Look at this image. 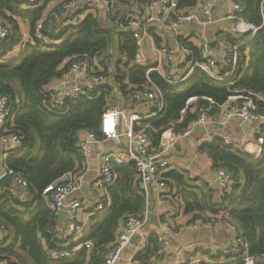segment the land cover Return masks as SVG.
<instances>
[{"label":"trees","instance_id":"trees-1","mask_svg":"<svg viewBox=\"0 0 264 264\" xmlns=\"http://www.w3.org/2000/svg\"><path fill=\"white\" fill-rule=\"evenodd\" d=\"M52 1L37 0L34 4H25L18 0H0V23L8 29V36L0 41V94L8 97L12 107V122L7 127V134L17 135L21 142L4 164L27 184L26 199L10 191L0 194V226L5 228L4 236L0 238V260L6 259L13 264H100L115 244L124 219L128 215L143 216L146 211V197L135 179L134 165L130 162L110 164L114 182L104 188L105 196L101 198L108 207L91 217L83 235V243L90 242L92 246L83 247L68 259L52 260L47 255L49 250L57 249L61 240L55 229L57 214L47 209L41 194L50 184H63L66 174L83 173V159L76 147L78 133L88 130L99 140L103 139L99 131L100 119L111 107L109 98L113 91L108 86L100 87L88 95L67 101L58 110L48 109L49 97L44 88L64 75L65 69L60 67L66 60L75 56H112L114 50L117 54L114 63L116 97L128 96L131 100L130 91L148 80L161 93L162 113L156 119L139 123L147 131L152 148L162 143L166 132L175 134L186 127L195 117L193 109L200 105L213 103L215 114L233 99L248 102L254 110L264 114L263 0H241V18L259 28L254 35L225 36V43L240 45L234 73L221 83H214L193 69L187 80L179 84H169L158 73H148L147 66L134 64L136 46L132 35L115 31L116 18L124 16L119 15L120 5L129 2V6L138 10L149 0H114L104 19L88 15L79 25L60 28L57 33L49 32L45 24L44 33L55 40L56 45L50 51H42L38 46L24 42L23 34L25 30L33 33L47 4ZM197 2L178 0V5L188 11ZM176 40L192 52L191 60L201 61L195 45L180 37ZM155 41L158 43V39ZM16 47L20 51L14 56ZM260 130L264 137V127ZM199 151L210 157L214 173L223 167L234 174L230 193L224 199L214 201L210 187L196 185L183 171L163 173L165 185L175 188L183 202L184 214H193L189 223L207 222L208 214L234 222L248 242L249 254L255 257V264H264V142L259 157L226 145L221 138L204 143ZM160 251L158 238L150 237L146 249L137 254L135 261L150 264L153 257H162ZM227 258L217 264L225 263ZM240 258L237 254V261L227 264H243ZM219 259L222 258L219 256Z\"/></svg>","mask_w":264,"mask_h":264},{"label":"built area","instance_id":"built-area-1","mask_svg":"<svg viewBox=\"0 0 264 264\" xmlns=\"http://www.w3.org/2000/svg\"><path fill=\"white\" fill-rule=\"evenodd\" d=\"M58 1V0H57ZM77 0H59L53 7L47 18L38 21L33 29V33L23 36L24 42L38 46L42 51H50L56 45V41L49 38L44 33L45 24L48 29L52 27H71L79 25L88 15H96L99 11V3L103 1L106 7L111 5L114 0H80L83 4L78 6ZM223 0H198L197 4L190 10L184 11L178 5V0H149L146 5L134 7L133 13L117 17L114 24L118 31L128 32L132 35L136 53L133 57V63L140 66H147L148 73L156 72L169 84H179L187 80L193 69L202 72L210 81L221 83L230 77L235 71V65L238 61L237 49L240 45L232 46L222 43L219 51L213 54L210 51V42L206 40L205 32L210 28L213 21V12L221 4ZM27 4H34L37 0H25ZM79 2V3H80ZM99 2V3H98ZM228 10L225 14V20L234 23L235 32L237 34L254 35L259 28L252 24L246 23L240 16L243 11L241 0H228ZM262 12L264 13V0L262 1ZM264 22V16H263ZM156 26L167 27L172 31H179L184 27L194 26L201 31L200 41L196 46L201 57L200 62L191 60L192 52L183 44L175 40L172 48L164 45L159 49L169 72L167 74L159 72L158 69L151 65L148 66L147 59L143 53L146 39L151 28ZM8 36V29L0 23V41L5 40ZM179 55V56H176ZM125 58V57H124ZM175 58L179 61L175 62ZM190 59V60H189ZM116 57L113 55L100 56H75L66 60L61 69H65L64 75L71 80L69 85L64 89H44L48 95V109H62L67 101L75 100L91 92H95L100 87L108 86L110 89L111 82L114 80L115 70L114 63ZM188 65L184 71V67ZM84 78H86L84 80ZM113 91V90H112ZM115 92V91H114ZM114 92L109 98V107L100 119L99 131L102 140H99L94 132L81 130L77 136L76 147L82 159L84 160L90 151L92 145L114 140L123 137L129 142V150L124 154L121 152L107 153L102 155L100 163V175L102 178L94 183L97 190L98 201L96 205L97 212H103L108 206L104 205L101 198L105 196L104 188L110 186L114 182V174L111 172L110 164L124 163L125 159L134 165L135 179L140 187L147 189L153 185L162 187V174L169 168L168 151L172 146L182 140L189 138L193 131L205 126L212 121L214 116V104L208 103L200 105L193 109L195 113L194 119L178 133H172L173 138L165 144L152 148L146 130L139 126V123L149 119H156L162 113L163 101L158 88L149 80L146 84L136 88L129 93L130 101L135 107L138 103L149 104L151 112L147 114H139L132 112L129 115L114 105ZM219 123L224 125L229 121L236 119L241 122H250L258 127H264V114L254 110L250 103L239 102L236 100L228 101L224 106L219 108ZM12 122V107L7 96L0 94V142L5 147L6 153H11L21 146L20 138L15 134H7V127ZM136 125L138 129L136 130ZM264 137H259L258 152L254 154L259 157L261 153V145ZM226 145H233L231 140L225 141ZM239 143V142H237ZM236 143V144H237ZM8 176L22 189H26V182L14 174L11 170H5L0 174V179ZM218 184L217 197L219 200L224 199L230 193L234 185V174L226 168L220 167L215 172ZM63 184H50L42 192L41 197L46 203L49 211L58 213L66 212V218L71 223L76 222L77 215L83 205L79 200H69L73 195L77 194L83 182L82 174L68 173L63 177ZM147 221V213L143 216L128 215L120 225V231L116 236L115 244L102 257L100 264H119L120 255L124 248L129 244L131 239L138 234L145 226ZM191 228L198 226L207 229H222L228 231L234 239V250L222 249L219 256L223 259L230 255H240V261L243 264H255L256 259L249 254V244L242 237V233L234 222H228L220 217L217 219L210 218L207 222L192 223ZM83 227L74 226L75 233H81ZM0 233H5V228L0 226ZM67 236L62 238L61 243L55 250H49L47 255L52 260H64L78 253L83 247L91 248L92 244L67 246L63 242ZM145 240L147 238L145 237ZM159 248L162 253L166 252L165 243L159 239ZM0 264L9 263L6 259H1ZM134 264H139L135 261ZM178 264H197V261L180 262Z\"/></svg>","mask_w":264,"mask_h":264},{"label":"crops","instance_id":"crops-1","mask_svg":"<svg viewBox=\"0 0 264 264\" xmlns=\"http://www.w3.org/2000/svg\"><path fill=\"white\" fill-rule=\"evenodd\" d=\"M18 1L27 4L25 0ZM58 1L54 0L47 4L44 12L42 13V18H47L49 16L52 7ZM77 1L78 6L83 4L80 0ZM108 7L109 5L106 7L103 1H100L99 11L95 16L98 19H104L106 17ZM228 7V0H223L213 12V25L203 32L205 33L206 40L211 43L210 51L213 54H216L222 43H225V36L237 34L235 32V27L233 26L234 23L226 21L224 18ZM128 10L133 13L135 11L134 6ZM60 28L64 27H52L49 32L55 31L57 33ZM148 32L150 33V36L146 39L143 51L147 59L148 66L153 65L159 72H163L165 74L169 72V68L159 52V49L164 45H168V47L172 48L175 40L179 37L197 46L200 41L199 35L201 33V31L194 26L184 27L179 29V31H172L167 27L156 26V28H151ZM26 35H29L27 30H25L23 36L25 37ZM155 39H158V43H156ZM15 50L14 56H17L20 48L16 47ZM115 56H117L116 53ZM175 62L176 64L179 63L176 58ZM181 67H184L185 71L188 65H183ZM85 79L86 78H84V80ZM70 81L71 80L67 79L65 75H63L60 78L52 80L44 89H64L69 85ZM114 83L115 80L111 82V87L113 92L115 91L116 93L117 86ZM115 95L116 94H114V105L116 106L119 100H124L126 103L125 106L122 107V110L125 111L127 115L132 112L147 114L152 111L149 104L138 103L134 107L128 96L127 99L120 97V95H117V97ZM260 132V127L256 124L251 123L250 125H245L244 122L236 119L221 125L219 123V114L216 112L211 122L194 130L189 138L179 141L169 149L167 156L169 169L166 172H185L187 177L194 181L196 185L210 187L213 190L214 201H220L217 197L218 184L215 173L212 170V161L209 156L201 153L199 148L204 143L210 142L214 138H221L224 141L231 140L234 143L231 146H234L239 151L254 155L258 152V139L259 137H263L260 135ZM172 138V134L166 132L160 145L165 144L166 141L168 142L169 139ZM128 148L129 142L123 137L102 143H96L91 146L88 156L83 160L82 185L83 183H86V187L81 185L79 192L69 199L79 200L83 207L79 211L75 223H71L67 218L64 221L58 218V223L55 227L60 236L59 240H62V238L67 236V240L63 242L64 245L74 246L85 244L83 243V235L90 223V219L95 214L99 213L95 211L98 196L94 183L102 178L99 170L102 155L110 152H121L124 154L127 150H129ZM9 155L10 153H6L5 147H3L0 142V174L8 169L4 163ZM124 161V163H128L126 159ZM167 182L171 181L168 180ZM16 186L17 187H13L11 184L8 186L6 185L0 188V194L10 191L17 197L26 199L27 192L25 189H22L17 184ZM139 188L144 192L146 197L147 204L145 213H147V221L144 228L131 239L129 244L122 251L119 264H134L137 254L146 249L148 239L153 236H156L158 240L161 239L165 243L166 252L162 253L160 251V253L163 254L162 257L158 259L153 257L150 264H178L185 261L188 263L197 261V264H217L221 263L223 260L219 259L220 250H234V239L228 231L222 229H207L200 226L191 228L190 224L192 223H189V221L193 214H184L183 202L181 198L176 195L175 188L170 189L168 184L165 185L164 180L162 187H155L151 185L147 189H143L139 185ZM16 191L18 192L16 193ZM207 216L208 219H217L220 217V215L212 216L209 214ZM75 225L83 227L81 233H75ZM4 234L0 233V238H2ZM145 237L147 240H145ZM235 258L236 255H230V257L225 259V263L222 264L234 263L237 261Z\"/></svg>","mask_w":264,"mask_h":264},{"label":"water","instance_id":"water-1","mask_svg":"<svg viewBox=\"0 0 264 264\" xmlns=\"http://www.w3.org/2000/svg\"><path fill=\"white\" fill-rule=\"evenodd\" d=\"M245 125H250V122H244ZM9 184H11L13 187H16V184H14L12 182V180L10 179V177L5 176L2 179H0V188L4 187V186H8ZM83 187H86V183H83L82 185ZM57 216L60 220H65L66 219V212L65 211H59L57 213Z\"/></svg>","mask_w":264,"mask_h":264},{"label":"rangeland","instance_id":"rangeland-1","mask_svg":"<svg viewBox=\"0 0 264 264\" xmlns=\"http://www.w3.org/2000/svg\"><path fill=\"white\" fill-rule=\"evenodd\" d=\"M133 7V5L131 6H129V2H127L124 6H119V9L120 10H118L119 11V15H121V14H123V15H126V14H129V13H132V12H129V10L128 9H131ZM123 11V12H122ZM114 25V24H113ZM115 31H117V28H115ZM231 36V35H230ZM233 36V35H232ZM63 40H65V39H63ZM15 51L16 50H14V52L13 53H15ZM18 51V50H17ZM17 53V52H16ZM11 55V57H12V55L13 54H10ZM112 55L115 57V51L113 50V52H112ZM125 101L123 100V101H121V100H119V102H117V104H116V106L117 107H119V108H122L124 105H125Z\"/></svg>","mask_w":264,"mask_h":264}]
</instances>
